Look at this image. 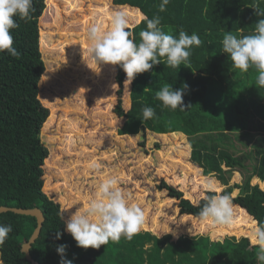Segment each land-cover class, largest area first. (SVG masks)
<instances>
[{
  "label": "trees",
  "instance_id": "1",
  "mask_svg": "<svg viewBox=\"0 0 264 264\" xmlns=\"http://www.w3.org/2000/svg\"><path fill=\"white\" fill-rule=\"evenodd\" d=\"M123 2L138 6L149 19L159 15L164 30H171L174 36L178 37L179 30L183 29L189 35L198 34L202 43L191 49L190 68L183 65L172 68L161 58L163 62L150 71L137 74L129 87L128 109L123 106L126 73L116 66L118 100L114 111L125 120L121 132L141 134L144 138L150 129L154 133L187 136L190 159L201 168L203 175L219 181V192L231 194L241 215L251 216L256 227L264 224V188L252 183L253 178L264 182V87L255 85L254 70L242 72L232 67L221 43L227 32L238 36L252 34L256 22L264 18L258 17L252 7L259 4L264 8V0H170L163 12L159 11L160 0ZM32 8L31 19L15 17L19 28L11 30L13 46L21 53L20 57L0 52V205L39 207L43 211L41 233L30 249L33 259L40 264H60L56 247L61 244L68 246L65 255L69 259L72 253L73 258L69 260L73 264H108V257L112 256L109 251L113 248L118 249L120 264H210L214 259L231 257L236 243L228 238L211 240L206 235L196 238L182 235L171 240L170 235L159 237L143 231L130 240L121 237L118 242L109 241L99 249L77 246L60 218L61 204L45 191L44 163L49 149L41 129L49 116V108L39 98H45L43 93L39 94L46 70L39 29L45 0H32ZM132 13L139 19L142 17L136 9ZM128 28L139 43V33L146 28V23L142 19ZM164 84L172 85L174 90L188 85L183 97L184 111L164 108L156 99L155 93ZM146 106L155 109V118H142V109ZM140 144L144 146L145 140ZM160 147L155 142L154 148ZM237 172L241 180L231 181ZM158 187L176 200L179 213L186 217H198L205 197L216 194L208 190L205 197L192 201L183 190L164 179ZM0 225L12 227L0 248L4 264H33L22 245L36 228L37 218L5 211L0 212ZM57 232L62 233L59 240Z\"/></svg>",
  "mask_w": 264,
  "mask_h": 264
},
{
  "label": "rangeland",
  "instance_id": "2",
  "mask_svg": "<svg viewBox=\"0 0 264 264\" xmlns=\"http://www.w3.org/2000/svg\"><path fill=\"white\" fill-rule=\"evenodd\" d=\"M123 1L45 0L46 8L39 18L40 49L46 63L39 84V94L45 98H39L49 108L41 129L49 149L44 163L45 191L61 204L67 220L96 194L104 178L115 176L118 187L143 210L144 223L139 232L170 235L171 240L182 235H206L211 240L228 238L236 243L231 257L226 255L210 264H262L256 255V223L248 214L241 215L238 205L233 204L231 224L216 225L180 214L176 200L159 189L158 184L164 179L192 201L206 196L209 182L220 190L219 181L203 175L191 161L187 136L154 133L150 129L144 138L141 134L121 132L125 120L114 111L118 100L116 66L98 65L92 59L86 33L92 25L107 30L112 14L118 10L126 12L130 27L139 23L142 17L133 15V9L145 14L138 6ZM130 86L125 82V109L131 105ZM143 139L144 146L140 144ZM155 142L160 143V149L154 148ZM94 163L99 168L94 169ZM234 180H241L239 172L231 179ZM252 183L264 188L258 178H253ZM117 250L109 251L112 256L108 257V264L121 263ZM68 258H73L72 253Z\"/></svg>",
  "mask_w": 264,
  "mask_h": 264
},
{
  "label": "clouds",
  "instance_id": "3",
  "mask_svg": "<svg viewBox=\"0 0 264 264\" xmlns=\"http://www.w3.org/2000/svg\"><path fill=\"white\" fill-rule=\"evenodd\" d=\"M170 0H160L159 11L166 10ZM258 17H264V8L259 4L252 7ZM32 0H0V52H7L10 56L19 58L21 53L13 46L12 29L19 28L15 17L21 20H30ZM146 28L139 33L140 41L135 42L133 34L129 30L127 14L123 10L112 14L110 27L104 30L100 25H92L86 33V39L90 43L92 59L98 64L119 66L126 73V82L130 85L137 74L150 71L154 65L159 64L164 58L166 64L172 68L181 65L190 68L191 49L199 47L202 43L196 33L189 35L183 29L179 30L178 37L171 30L165 31L159 15L149 19L142 15ZM223 53L228 54L232 67L242 72L252 69L256 73L255 85L264 87V18L256 22L253 33L246 36H238L227 32L222 38ZM188 88L184 84L174 90L172 85L164 84L155 93L156 99L162 102L164 108L170 110H185L183 97ZM155 109L144 107L142 118L144 120L155 118ZM94 169L99 164H93ZM209 191L216 194L205 197L198 217L202 221H211L216 225H229L234 216V205L230 193H220L213 188V184H207ZM60 218L66 225V231L77 242V246L87 249L89 247L99 249L109 241L118 242L121 237L132 239L144 223L142 208L131 202V198L118 187L115 176H109L102 180L96 194L82 205L67 220L64 212ZM12 231L11 225H0V248ZM172 231V230H171ZM175 235V233H173ZM62 233H56L59 240ZM255 240L258 245L257 259L264 262V224L255 228ZM66 244L56 247L60 255V264H73L66 258ZM25 254V251H24ZM2 255V253H0ZM0 264H4L0 259Z\"/></svg>",
  "mask_w": 264,
  "mask_h": 264
},
{
  "label": "water",
  "instance_id": "4",
  "mask_svg": "<svg viewBox=\"0 0 264 264\" xmlns=\"http://www.w3.org/2000/svg\"><path fill=\"white\" fill-rule=\"evenodd\" d=\"M5 211H13V212L20 213V214L32 215L37 218V226L34 229L29 240L22 245V250L25 251L26 257L33 264H40L38 261L33 259L30 249H31L32 244L36 241V239L39 237L41 233L43 222L45 220L43 211L39 207L23 208V207H12V206L0 205V212H5Z\"/></svg>",
  "mask_w": 264,
  "mask_h": 264
}]
</instances>
